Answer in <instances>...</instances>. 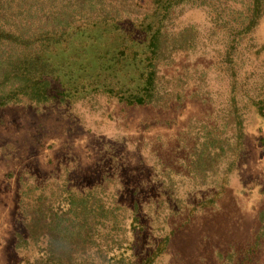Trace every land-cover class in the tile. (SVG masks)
I'll list each match as a JSON object with an SVG mask.
<instances>
[{
  "label": "rangeland",
  "instance_id": "rangeland-1",
  "mask_svg": "<svg viewBox=\"0 0 264 264\" xmlns=\"http://www.w3.org/2000/svg\"><path fill=\"white\" fill-rule=\"evenodd\" d=\"M90 1L32 3L41 15L67 3L89 17ZM165 1L94 0L92 10L116 26H104L108 51L97 65L122 66L114 39L140 43L148 21L153 28L166 11ZM5 3L15 10L13 0ZM168 7L165 32L193 29L192 48L176 46L159 65L162 86L183 90L181 103L127 104L104 79L98 89L0 107V264L32 261L33 246L15 247L16 233L25 232L23 210L39 195L60 196L64 189L93 192L103 205L88 242L100 264H264V116L247 103L239 151L219 157L204 176L192 167L195 145L204 137L212 145L224 131L230 60L238 98L264 95V12L245 30L251 0H171ZM18 17L33 21L25 11ZM128 68L135 71L134 64Z\"/></svg>",
  "mask_w": 264,
  "mask_h": 264
},
{
  "label": "trees",
  "instance_id": "trees-1",
  "mask_svg": "<svg viewBox=\"0 0 264 264\" xmlns=\"http://www.w3.org/2000/svg\"><path fill=\"white\" fill-rule=\"evenodd\" d=\"M5 1L12 0H0V107L21 99L30 102L47 100L56 97V93L71 95L74 89L78 92L91 86L98 89L99 81L104 79H108L110 84L115 83L116 87L111 86L108 90L127 104L166 108L173 101H183V90L162 86L159 71L160 62L173 48L180 46L188 50L194 42L191 28L176 34L165 32L163 15L168 11L171 0L164 2L163 11H166L161 13L156 26L151 28L148 21V31L142 30L145 39L140 43L132 36L130 40H120L119 36L114 39L118 46V58L119 54H123L124 60L122 66L114 68L109 62L100 67L97 65L98 59L108 51V39L104 38L107 37L104 36L106 31H103L108 28L104 26L109 24L112 29L116 26L111 24V20L108 22L105 15L99 17V13L92 10L96 7L94 0L90 1L93 4L89 3V8L87 6L92 13L89 17H86L87 13H81V6L67 9V3L61 6L52 4L48 13L42 11L46 5L41 6V15L37 11L38 6L32 3L34 0H13L14 11L6 8ZM151 1L156 6L162 2ZM23 11L33 17V21L23 22L18 17ZM263 12L264 0H251L244 29H252ZM126 50L130 51V57L125 55ZM114 57L111 55L110 60ZM229 62L234 81L230 84L224 131H218L220 135L213 137L212 145L204 137L194 147L196 153L192 167L200 176H204L219 157H232L243 145L247 103L258 115L264 116V95L256 97L247 92L242 99L238 98L235 85L237 73L233 71L235 62ZM130 64L135 65L133 73L127 69ZM102 68L105 73H102ZM64 80L68 87L63 86ZM199 82L193 89V96H198ZM208 134L210 136L211 133ZM54 201H58L57 207L53 205ZM27 204L28 207L23 210L25 232L16 233L15 247L35 248V255L29 264H100L99 252L96 254L88 247L97 230L95 224L104 212L100 199L93 192L64 189L60 196L39 195ZM137 206L134 202L133 210ZM159 252L161 247L156 248L153 256ZM152 258L149 254L144 261L150 263ZM117 262L119 260L111 264L120 263Z\"/></svg>",
  "mask_w": 264,
  "mask_h": 264
}]
</instances>
